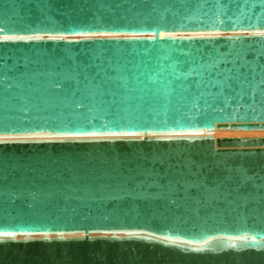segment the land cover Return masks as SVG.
Here are the masks:
<instances>
[{
  "label": "water",
  "instance_id": "obj_1",
  "mask_svg": "<svg viewBox=\"0 0 264 264\" xmlns=\"http://www.w3.org/2000/svg\"><path fill=\"white\" fill-rule=\"evenodd\" d=\"M262 33L261 0H0V264H264V136H214L264 132Z\"/></svg>",
  "mask_w": 264,
  "mask_h": 264
},
{
  "label": "snow or ice",
  "instance_id": "obj_2",
  "mask_svg": "<svg viewBox=\"0 0 264 264\" xmlns=\"http://www.w3.org/2000/svg\"><path fill=\"white\" fill-rule=\"evenodd\" d=\"M261 2H264V0H261ZM261 35H264V33H262ZM82 134L88 135L89 133L82 132ZM111 134L113 136L118 135V133H116V132H112ZM92 135H95V133H92ZM13 239H14V236L11 234V232L9 230L0 229V245L8 243V242H10V240H13Z\"/></svg>",
  "mask_w": 264,
  "mask_h": 264
},
{
  "label": "bare ground",
  "instance_id": "obj_3",
  "mask_svg": "<svg viewBox=\"0 0 264 264\" xmlns=\"http://www.w3.org/2000/svg\"><path fill=\"white\" fill-rule=\"evenodd\" d=\"M163 35H161L162 37ZM215 137L223 136H264V132H215Z\"/></svg>",
  "mask_w": 264,
  "mask_h": 264
},
{
  "label": "rangeland",
  "instance_id": "obj_4",
  "mask_svg": "<svg viewBox=\"0 0 264 264\" xmlns=\"http://www.w3.org/2000/svg\"><path fill=\"white\" fill-rule=\"evenodd\" d=\"M245 133H247V132H245Z\"/></svg>",
  "mask_w": 264,
  "mask_h": 264
}]
</instances>
